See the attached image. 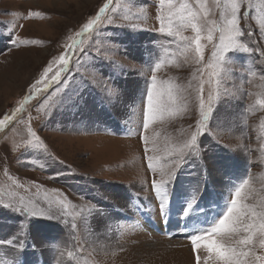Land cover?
Returning a JSON list of instances; mask_svg holds the SVG:
<instances>
[{
    "label": "rangeland",
    "instance_id": "374dc122",
    "mask_svg": "<svg viewBox=\"0 0 264 264\" xmlns=\"http://www.w3.org/2000/svg\"><path fill=\"white\" fill-rule=\"evenodd\" d=\"M236 3L0 0V264H264V0ZM229 207L256 227L213 233Z\"/></svg>",
    "mask_w": 264,
    "mask_h": 264
},
{
    "label": "snow or ice",
    "instance_id": "6c2138e0",
    "mask_svg": "<svg viewBox=\"0 0 264 264\" xmlns=\"http://www.w3.org/2000/svg\"><path fill=\"white\" fill-rule=\"evenodd\" d=\"M103 11V9H101ZM239 11V8L237 6L236 0H232V19L229 21V25L235 26L237 24V13ZM195 28V25H193ZM211 39V34L208 37ZM199 37H197V40ZM223 40V37H221ZM75 43V41H74ZM197 49L199 50V45H197ZM59 73H57V76ZM56 77H53L55 79ZM196 136L193 135L192 142L189 145H186L185 147L191 151L193 145L195 144ZM184 162V155H179V158L176 160L174 165L173 172L168 176L167 180H162L159 183L154 182L153 188L156 191V193L159 196V199L161 200V207H163V204L167 200L166 195V185L171 181V179L174 177V174L176 170L182 165ZM151 166V165H150ZM239 193V189H237V194ZM235 199H233L232 203L235 204ZM20 210V209H17ZM25 212H27L29 215H43L42 211H30L28 209H23ZM49 212H52L53 210L51 208L48 209ZM233 212V209L231 207L228 208L227 212L224 213V215L220 218L218 225L212 229L213 233H220L222 231H227L229 233L235 232L238 230V228H243L245 232H250L253 228L256 227L255 221L253 223H246L244 219H241L239 214H237L235 217H230V214ZM260 220L264 221V216L259 217ZM260 228L264 229V223L260 224ZM262 237H264V232L261 233ZM251 238L246 237L244 240H241V244H249ZM192 243H193V251H195L197 247V237H192ZM207 246L209 248V251H212L215 249L220 254V258L223 261V264H239V258L241 255H246L245 253H238L234 248L233 249H227L223 245L218 244L215 240H212L210 237L206 241ZM261 243L264 244V239L261 240ZM207 259V258H206ZM261 257H256L257 261H260ZM199 260V257H197V262Z\"/></svg>",
    "mask_w": 264,
    "mask_h": 264
},
{
    "label": "trees",
    "instance_id": "16d2710c",
    "mask_svg": "<svg viewBox=\"0 0 264 264\" xmlns=\"http://www.w3.org/2000/svg\"><path fill=\"white\" fill-rule=\"evenodd\" d=\"M82 36V35H81ZM18 42H19V44H20V41L19 40H17ZM21 45V44H20ZM0 46L1 47H3L1 44H0ZM8 46V45H7ZM6 46V47H7ZM17 48V47H16ZM110 66H112V64H109V67ZM107 65H105V70H104V72H97V74H98V76H100L102 79H106V78H109L110 77V74H109V71H110V69L108 70L107 69ZM140 90L142 89L141 87L139 88ZM109 112H112L111 110H109ZM113 115V114H112ZM114 118L115 119H117L116 117H115V115H114ZM76 122H78V120L77 119H75V123ZM67 166V165H66ZM68 167V166H67ZM68 169L70 170V167H68ZM50 176H53V174H50L49 175V177ZM77 178L79 179V176H77ZM85 180H86V178H85ZM73 181H74V178L72 177V179L71 180H69L68 181V183H66V187L68 188V187H70V188H72V183H73ZM53 199H54V196L52 195L50 198H49V201L50 202H53ZM20 211H23V213L24 214H26L27 215V213L26 212H24V210H23V208L21 207L20 208ZM65 229H67L66 227H64ZM76 236H77V234H76ZM78 237V236H77ZM71 238H73V236H71Z\"/></svg>",
    "mask_w": 264,
    "mask_h": 264
},
{
    "label": "bare ground",
    "instance_id": "6f19581e",
    "mask_svg": "<svg viewBox=\"0 0 264 264\" xmlns=\"http://www.w3.org/2000/svg\"><path fill=\"white\" fill-rule=\"evenodd\" d=\"M32 55H34V54H32Z\"/></svg>",
    "mask_w": 264,
    "mask_h": 264
}]
</instances>
